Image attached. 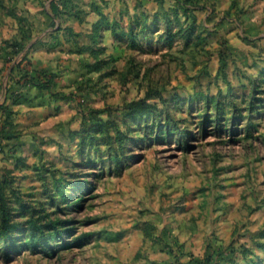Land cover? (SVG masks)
Listing matches in <instances>:
<instances>
[{"label": "rangeland", "instance_id": "374dc122", "mask_svg": "<svg viewBox=\"0 0 264 264\" xmlns=\"http://www.w3.org/2000/svg\"><path fill=\"white\" fill-rule=\"evenodd\" d=\"M0 264H264V0H0Z\"/></svg>", "mask_w": 264, "mask_h": 264}, {"label": "trees", "instance_id": "16d2710c", "mask_svg": "<svg viewBox=\"0 0 264 264\" xmlns=\"http://www.w3.org/2000/svg\"><path fill=\"white\" fill-rule=\"evenodd\" d=\"M25 83H31L32 85H41L49 87L51 85V76L49 77L46 72L33 70L32 72H27L22 75Z\"/></svg>", "mask_w": 264, "mask_h": 264}]
</instances>
